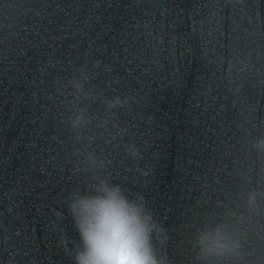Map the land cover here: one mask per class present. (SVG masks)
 <instances>
[{
	"label": "water",
	"instance_id": "obj_1",
	"mask_svg": "<svg viewBox=\"0 0 264 264\" xmlns=\"http://www.w3.org/2000/svg\"><path fill=\"white\" fill-rule=\"evenodd\" d=\"M80 69L98 97L92 148L146 196L172 264H190L204 219L245 212L264 185L251 143L264 135V0H0V264H74L59 238L71 248L76 234L55 213L87 180L68 121ZM115 96L128 103L95 127ZM244 227V264H264V214Z\"/></svg>",
	"mask_w": 264,
	"mask_h": 264
},
{
	"label": "clouds",
	"instance_id": "obj_2",
	"mask_svg": "<svg viewBox=\"0 0 264 264\" xmlns=\"http://www.w3.org/2000/svg\"><path fill=\"white\" fill-rule=\"evenodd\" d=\"M240 63L246 71L247 62ZM99 64L97 61L96 67ZM88 83L86 69H80L67 81L72 97L68 121L74 141L79 144L78 171L87 180L83 187L68 192L65 209L55 213L58 222L70 220L77 237L69 248L67 232L62 230L59 243L74 264H172L163 251L169 240L167 229L156 219L146 196L115 182L106 168L111 162L92 148L96 137L86 130L96 117L86 101L98 97H94ZM127 103V98L119 96L103 100L106 117L95 127H104L107 117L115 115L113 110ZM251 143L253 150L264 156V135L253 137ZM126 150L133 159L140 157L134 143L128 144ZM243 207L245 212L226 208L222 214L213 213L204 219L189 239L190 264H244L248 240L244 225L247 215L264 214V185L247 192Z\"/></svg>",
	"mask_w": 264,
	"mask_h": 264
}]
</instances>
